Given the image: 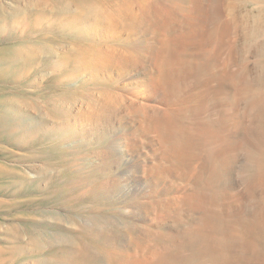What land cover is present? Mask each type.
Instances as JSON below:
<instances>
[{"label": "rangeland", "instance_id": "1", "mask_svg": "<svg viewBox=\"0 0 264 264\" xmlns=\"http://www.w3.org/2000/svg\"><path fill=\"white\" fill-rule=\"evenodd\" d=\"M21 1L29 7L33 2ZM169 1L144 11L143 22L149 36L164 46L161 66L168 67L163 70L168 79L176 80L185 91L200 94L201 90L203 108L195 114L208 109L207 117L198 113V118L190 110L170 119L165 139L178 162L177 176H168L157 190L148 181L140 182L149 194L145 198L140 192L125 196L122 184L119 188L106 184L110 175L106 170L87 171L90 186L76 187L70 182L85 177L82 169H92L91 161L77 153L84 144L80 137L60 143L48 135L31 144L18 137L17 145L0 138V264H135L150 259L152 250L156 253L152 264H264V118L248 103L252 87L264 78V48L259 45L264 43V12L256 16L258 5L253 0ZM1 2L13 4L15 0ZM49 8L45 6L47 16L42 21L49 30L39 36L46 35L42 40L52 45L54 53L38 54L36 70L61 56L62 49L56 46L58 26ZM17 33L26 35L24 28ZM225 62L237 74L235 140L228 160L220 154L221 146L213 140L210 128L212 116L218 113V80L211 79V71L219 74ZM31 71L27 72L31 86L18 96V102L24 112L44 124L54 122L42 106L44 99L79 101L87 92L83 86L86 72H78L67 85H57L53 72ZM92 141L87 142L91 145ZM119 170L113 167L111 176ZM132 196L167 206L163 220L151 225L157 233L147 237L124 226L120 206L125 205V197L138 201ZM122 244L128 245L125 254Z\"/></svg>", "mask_w": 264, "mask_h": 264}, {"label": "bare ground", "instance_id": "2", "mask_svg": "<svg viewBox=\"0 0 264 264\" xmlns=\"http://www.w3.org/2000/svg\"><path fill=\"white\" fill-rule=\"evenodd\" d=\"M168 1L33 0L30 4L35 8L33 10L21 0H15L13 4L2 3L0 0V138L17 145L20 142L18 137H23L29 144L38 137L48 135L56 136L60 143L80 137L84 144L79 146L77 153L81 152V158L85 161H91L92 169L85 171L83 167L85 177L70 182L76 187L86 184L90 186L87 171L99 173L100 170H106L110 172L104 181L106 184L116 188L122 184V193L125 196L140 192L145 198L149 194L140 187V182L148 181L151 188L157 186V190L158 185L169 179L168 176H177L175 171L178 162L176 164V157L169 151L173 149L165 139V131L170 126V119L176 114L193 110L194 115L195 111H201L204 99H201V90L200 94L198 90V93L190 90L186 92L181 84L175 83L176 80L168 79V72L166 75L163 71L168 67L163 69L161 66L164 46L161 42L157 44L159 40L156 39L155 42L154 36H149L143 22L144 11L152 5H161ZM253 3L258 5L256 16H261L260 12H264V0H253ZM45 6H50L49 11L55 17L52 21L58 26L59 34V43L56 46L62 51L57 61L47 60L36 70L33 67L38 54L54 53L52 45L42 40L46 35L39 36L47 30L42 22L47 16ZM22 28L26 31L24 36L17 33ZM29 35L35 41H30ZM64 44L67 47L65 49ZM259 45L264 48V43ZM222 65L219 74L211 71V79L218 80L215 98L218 113L216 116L211 114L212 119L215 117L213 120L208 116L212 123L210 127L209 120L207 127L212 128L213 140L221 146L219 153L228 160L235 140L236 122L233 109L236 104L234 90L237 74L228 62ZM30 71L33 74L53 72L57 85H67L72 77L78 76V72H86L88 78L83 86L87 88V92L81 95L79 101L73 100V97L44 99L42 106L54 119L52 125L44 124L24 112L18 102V96L24 95L25 88L31 86L30 74L27 73ZM92 83L94 86L91 88L89 86ZM251 90L249 107L257 109L258 114L261 113L264 118V78L259 86L256 85ZM214 108L216 107L213 106V110ZM205 113L198 115L204 116ZM11 135L15 138H11ZM91 138L93 141L89 145L87 141ZM84 164L87 167L85 162ZM113 167L120 169L117 176H111ZM165 186L167 184L163 187ZM132 198L136 199L133 196ZM129 199L131 197H125V205L120 206L124 211L121 217L124 226L131 230L138 229L147 237L157 233L151 225L154 220H163L166 212L163 210L167 206L154 205L148 199H136L138 201L135 202ZM160 202L161 200L156 203ZM122 246L124 250H121L125 254L128 245ZM150 255V259L145 257L147 259L143 261L133 262L152 264L150 260L156 256L155 250Z\"/></svg>", "mask_w": 264, "mask_h": 264}]
</instances>
